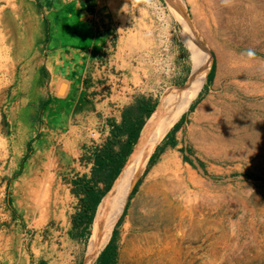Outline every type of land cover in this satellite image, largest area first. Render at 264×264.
Listing matches in <instances>:
<instances>
[{"label": "crops", "instance_id": "0c3cea01", "mask_svg": "<svg viewBox=\"0 0 264 264\" xmlns=\"http://www.w3.org/2000/svg\"><path fill=\"white\" fill-rule=\"evenodd\" d=\"M187 8V2L165 0H0V116L7 120L0 126V264H76L68 254L57 263L49 251L56 240H43V228L54 223L49 231L62 230V242L83 245L85 228L76 227L74 217L84 210L86 192L74 194V182L84 179L95 196L106 195L105 180L93 176L95 153L112 139L114 127L131 113L142 121L123 130L113 147L119 152L136 135L121 172L147 121L189 85L197 45L191 34L197 35L195 27L186 35ZM48 20L51 32L44 26ZM38 48L40 56L28 59ZM34 60L38 66L31 67ZM28 70L40 73L29 81L39 90L29 99ZM161 88L174 90L162 95L154 114L143 110ZM17 104L24 116L15 128L6 113ZM28 104L34 113L27 114ZM60 126L69 137L56 156L58 147L51 144ZM94 130L99 148L81 139ZM28 225L30 238L20 239Z\"/></svg>", "mask_w": 264, "mask_h": 264}, {"label": "rangeland", "instance_id": "374dc122", "mask_svg": "<svg viewBox=\"0 0 264 264\" xmlns=\"http://www.w3.org/2000/svg\"><path fill=\"white\" fill-rule=\"evenodd\" d=\"M165 2L188 3L186 35L196 28L197 36L191 37L208 50L210 68L195 100L156 145L143 174L128 192L110 234L114 235V264H264V0ZM36 42L38 45L39 40ZM47 42L44 39V45ZM246 49H253L256 56L242 55ZM34 56H40L39 48L28 59ZM34 65L38 66V60L31 67ZM38 75L34 70L27 71L24 89L28 99L39 93L29 83ZM168 90L174 88L160 89L155 108ZM28 106L27 114L34 113L30 108L33 104ZM6 115L17 128L24 113L17 104ZM0 126H7L2 115ZM65 130L60 126L58 133L54 131L51 145L58 147L56 156L69 137L61 135ZM81 139L91 142L90 132ZM165 152L182 157L202 185L194 189L197 200L186 199L183 204L186 210L195 206L194 216L186 213L159 224L150 205L141 200V190L149 170ZM22 217L29 221L28 214ZM24 225L20 224L21 230ZM54 225H46L41 235L43 240H56L49 251L58 255L57 263L60 255L68 254L76 264H84L92 224L88 232H81L87 235L81 246L62 242V230L49 231ZM25 229L20 239L30 238L33 229L29 225Z\"/></svg>", "mask_w": 264, "mask_h": 264}, {"label": "bare ground", "instance_id": "6f19581e", "mask_svg": "<svg viewBox=\"0 0 264 264\" xmlns=\"http://www.w3.org/2000/svg\"><path fill=\"white\" fill-rule=\"evenodd\" d=\"M194 42L197 44L193 49L195 64L189 85L147 121L139 142L134 147L111 190L109 193L107 192L108 194L98 206L84 264H91L106 245L113 226L125 205L128 192L139 176L143 174L154 148L169 128L188 109L191 102L195 100L205 81L210 68V54L200 42L196 40ZM200 185H202V180L186 164L184 165L182 157L179 158L176 155H171L170 152H165L144 179L141 200L150 205L151 213L159 224L186 213L188 216H192V214L194 216L195 206L190 205L189 210H186L183 204L186 199L197 198L194 189H198ZM211 207L213 208V206Z\"/></svg>", "mask_w": 264, "mask_h": 264}, {"label": "trees", "instance_id": "16d2710c", "mask_svg": "<svg viewBox=\"0 0 264 264\" xmlns=\"http://www.w3.org/2000/svg\"><path fill=\"white\" fill-rule=\"evenodd\" d=\"M47 31L51 32V22L48 20L45 23ZM51 42V39H48ZM143 105V104H142ZM50 106V103H46L44 107ZM69 106V107H68ZM144 109L150 111V114L153 112L155 106L150 104H144ZM140 107V105H139ZM142 107V106H141ZM71 108L70 104L64 106L65 111ZM156 112V108L154 113ZM152 113V114H154ZM142 121L139 119V115H131L128 118V121L124 122V125L120 128H115L112 132V139H110L102 149L97 150L95 153V163L96 168H94V178L96 180L104 179V184L107 187V191L111 189L114 180L118 176L120 169V162L124 159L130 152H128V146L133 143L132 141L136 139V135L128 136V144L125 147H122L119 152L115 153L113 147L117 146L119 143L120 135H122L123 130H133L136 127H141ZM122 146V145H121ZM84 179H79L74 182L75 189L73 190L74 194H77V190L86 192L85 199L83 200L84 210L78 212V215L74 217V224L76 227L85 228V232H88V227L93 223L96 209L101 199L94 195L90 190L92 187L84 186ZM85 188V189H84ZM105 196V194L103 195ZM114 234V231H113ZM114 235H112L106 244L105 248L99 253L95 264H114L115 263V246L113 245Z\"/></svg>", "mask_w": 264, "mask_h": 264}, {"label": "built area", "instance_id": "2783aa9c", "mask_svg": "<svg viewBox=\"0 0 264 264\" xmlns=\"http://www.w3.org/2000/svg\"><path fill=\"white\" fill-rule=\"evenodd\" d=\"M90 143L89 145L94 148L101 146L100 137L98 136V130L90 131Z\"/></svg>", "mask_w": 264, "mask_h": 264}, {"label": "clouds", "instance_id": "9594fccd", "mask_svg": "<svg viewBox=\"0 0 264 264\" xmlns=\"http://www.w3.org/2000/svg\"><path fill=\"white\" fill-rule=\"evenodd\" d=\"M242 55H245L248 58H254L256 56V52L253 49H246Z\"/></svg>", "mask_w": 264, "mask_h": 264}, {"label": "water", "instance_id": "95a60500", "mask_svg": "<svg viewBox=\"0 0 264 264\" xmlns=\"http://www.w3.org/2000/svg\"><path fill=\"white\" fill-rule=\"evenodd\" d=\"M95 218V217H94Z\"/></svg>", "mask_w": 264, "mask_h": 264}]
</instances>
